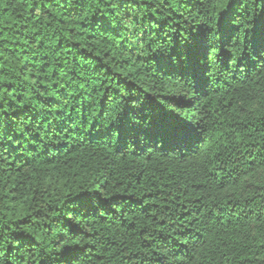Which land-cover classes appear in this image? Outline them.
I'll use <instances>...</instances> for the list:
<instances>
[{
  "label": "trees",
  "instance_id": "16d2710c",
  "mask_svg": "<svg viewBox=\"0 0 264 264\" xmlns=\"http://www.w3.org/2000/svg\"><path fill=\"white\" fill-rule=\"evenodd\" d=\"M0 264H264V0H0Z\"/></svg>",
  "mask_w": 264,
  "mask_h": 264
},
{
  "label": "snow or ice",
  "instance_id": "6c2138e0",
  "mask_svg": "<svg viewBox=\"0 0 264 264\" xmlns=\"http://www.w3.org/2000/svg\"><path fill=\"white\" fill-rule=\"evenodd\" d=\"M229 3V0H223V4L226 6ZM222 28L227 31L228 30V25L224 24L222 25ZM209 31H211V28L208 29Z\"/></svg>",
  "mask_w": 264,
  "mask_h": 264
}]
</instances>
